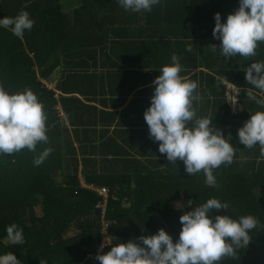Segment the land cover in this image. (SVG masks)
Returning <instances> with one entry per match:
<instances>
[{
	"label": "trees",
	"instance_id": "1",
	"mask_svg": "<svg viewBox=\"0 0 264 264\" xmlns=\"http://www.w3.org/2000/svg\"><path fill=\"white\" fill-rule=\"evenodd\" d=\"M238 7L239 0H162L151 12L132 13L117 0H0V18L27 11L35 20L23 39L0 28V82L9 92L30 88L38 95L47 114L49 136L36 152L25 148L14 155H0V255L13 253L20 264H99L92 256L110 248L101 247L106 223L110 224L107 234L118 238L113 244L155 234L161 228L176 240L183 212L218 198L228 202L230 210L214 209L212 215L251 214L260 223L250 232L248 247L220 264H264V159L243 151L236 129L261 107L248 98L247 91L257 89L246 81L244 70L259 61L264 43L258 45L257 59L222 57L221 41L213 36L215 14L220 12L226 20ZM98 52L117 54L119 60L111 59L109 64L122 69L124 84L128 79L133 86L152 84L159 68L171 63L175 54L183 66L181 76L198 82L197 95L207 98L206 109L215 95L219 118L215 128L229 135L235 149L233 162L214 170L217 187L205 184L203 172L189 176L182 161L169 163L159 153L158 142L150 156L125 159V166L119 159L96 158L98 151L108 156L118 145L101 141L86 123L75 124L88 107L76 93L89 99L86 88L98 93L100 75L85 57ZM63 64L70 67L56 88L73 95L59 97L46 81L54 80L55 70ZM201 67L210 72L189 76ZM226 81L240 88L243 112L232 111L227 102ZM152 88L141 89L139 95H147ZM60 98L71 129L60 116ZM77 106L81 112L72 115L71 109ZM131 138L129 134L125 141L130 143ZM46 148L52 149L50 155L35 166L34 158ZM115 152L122 153L120 148ZM244 152L249 154L247 159ZM82 172L87 185L110 189L106 216L98 209L103 198L84 186ZM12 224L23 229V244L4 245L6 229Z\"/></svg>",
	"mask_w": 264,
	"mask_h": 264
},
{
	"label": "clouds",
	"instance_id": "2",
	"mask_svg": "<svg viewBox=\"0 0 264 264\" xmlns=\"http://www.w3.org/2000/svg\"><path fill=\"white\" fill-rule=\"evenodd\" d=\"M117 2L125 11L139 13L151 12L162 0ZM214 19L213 36L221 41L222 57H253L258 45L264 43V0H239V7L229 13L226 20L220 12ZM34 24L35 20L27 11L0 18V28L20 39ZM187 51L191 52L192 47ZM159 70L160 75L152 82L151 103L144 112L149 136L159 143V153L165 155L169 163L182 161L189 176L203 172L205 184L217 187L214 170L233 162L234 144L227 138L229 135L225 136L213 126V119L197 116L193 102L197 98L198 82L181 76L183 66L177 55L173 54L171 63ZM244 71L246 81L259 90V94H264V61H253ZM247 95L264 109V95L258 98V93L252 89ZM232 102L235 104L236 100ZM238 137L244 147L259 145L260 156L264 157V110L252 112L250 119L238 130ZM48 141L47 114L38 95L30 88L9 92L0 82V155H14L25 148L36 152L38 144ZM51 151L46 148L40 152L34 158V165H41ZM189 205H192L191 200ZM214 209L230 210V204L209 198L190 211H184L176 240L161 228L155 234L113 244V239L118 238L102 231L106 236L101 247L110 248L92 258L99 264H220L223 258H234L238 250L248 247L252 240L250 232L260 223L259 218L251 214L212 215ZM6 232L11 243L25 242L23 229L16 224L9 225ZM0 264H20V261L15 254L8 253L0 255Z\"/></svg>",
	"mask_w": 264,
	"mask_h": 264
},
{
	"label": "crops",
	"instance_id": "3",
	"mask_svg": "<svg viewBox=\"0 0 264 264\" xmlns=\"http://www.w3.org/2000/svg\"><path fill=\"white\" fill-rule=\"evenodd\" d=\"M77 7L79 8V6ZM85 57L91 63V70H93L94 72H98V74L100 75V83L98 86L97 94H95L94 92L91 93L88 88L85 89L86 92L90 94V99L88 96H83L79 93H76V96L84 100V102L88 105V112L83 111L81 113L79 117L80 122L74 118L75 124L82 125L83 123H86V126L89 125V128L92 131H96L99 134L101 141H116L118 145H116L115 148H120L122 151L121 154H118L115 152L114 148L112 151L113 154L109 153L110 155L108 156L103 155L98 151L96 158L108 159L109 161H115L116 159H119V161H121V164L124 165L125 159H130L132 161L134 160V158L145 159L146 156H150L152 148L156 146L157 142H155L149 136V128L144 119V112L151 103V97L153 95L154 88L150 89L147 95H139V91L150 86L152 87L153 84L133 86L132 81L128 79L126 80V84H124L125 75L123 70L119 68H112L109 64L111 59L119 60L117 54L115 53L98 52L96 56L87 55ZM258 57L259 61H264V52L262 50L258 53ZM94 63L96 64L93 65ZM66 67L69 68L70 65H61L58 69L55 70L53 74L55 90L57 91L58 96L60 94H63L64 96H71L72 94L62 93L61 90H57L56 88V84H59L67 73V70L65 69ZM201 70L210 72L209 69L201 67L195 69L189 76L194 73L200 72ZM187 77L188 76H186V78ZM200 90H203L202 84L200 86ZM253 91L257 92L259 96L264 95L259 94V90L253 89ZM210 94L212 93L210 92ZM197 96L199 97L196 98L193 104L194 108L197 111V116L213 119V126H219L216 122L219 118L217 116V113H215V111L218 110L217 107H215V103H217V98L215 97V95H212L210 99L211 103L208 102L209 107H207V109L205 107V101L207 100V98L204 96V94H199ZM59 105L61 106V109L60 107L59 109L61 113L64 114V118H66V123L71 129L72 123L69 119L67 112L65 111V107L61 102V98L59 101ZM79 109H81L80 106H77V110L71 109L72 115L77 111L81 112V110ZM241 110L242 112L244 111L243 107ZM260 110L264 109H261L260 107ZM248 119H250L248 116L243 119L241 124L236 128L237 131L245 124ZM146 132L148 134V138L147 134H144ZM91 134L94 135V132ZM129 134H132V138L130 143H127L125 140L128 138ZM243 151H249V153L252 151L254 154L259 155V159H264V157L260 156L259 145H256L253 148L243 147ZM242 156H244V158L249 157V154L244 152ZM101 165H103L102 162ZM100 168L103 167L100 166ZM102 170L106 171V169L104 168ZM4 245L6 244L4 243Z\"/></svg>",
	"mask_w": 264,
	"mask_h": 264
},
{
	"label": "built area",
	"instance_id": "4",
	"mask_svg": "<svg viewBox=\"0 0 264 264\" xmlns=\"http://www.w3.org/2000/svg\"><path fill=\"white\" fill-rule=\"evenodd\" d=\"M225 86H226L225 87V90H226L225 97L227 99V102L231 106L232 111L239 110L240 107L242 106V100L240 97V88L236 84L228 82V81L225 82ZM235 100H236V103L234 104L232 101H235ZM82 180H83L84 186L97 192L103 198V203L100 204L98 209L102 211L103 217L106 216L107 209H108V201H109L110 194H111L110 189L107 187L97 188L93 185L89 186L87 185L85 178ZM109 226L110 224L106 223L107 229Z\"/></svg>",
	"mask_w": 264,
	"mask_h": 264
},
{
	"label": "rangeland",
	"instance_id": "5",
	"mask_svg": "<svg viewBox=\"0 0 264 264\" xmlns=\"http://www.w3.org/2000/svg\"><path fill=\"white\" fill-rule=\"evenodd\" d=\"M47 82V84H48V86L50 87V88H55V82H54V80H52V81H46ZM59 107H60V109H61V106L59 105ZM237 111V110H236ZM63 119H65V121H66V118H64V114L63 113H61V115H60ZM248 157H245V159H247ZM81 171H83V168H81ZM81 177H82V179H84V176H83V172L81 173ZM104 232H107V227L106 226H104V230H103ZM104 241H105V237H104V239H103V243H104ZM5 244H7V245H9V244H11V242L9 241V240H6L5 242H4ZM102 243V244H103ZM102 250V249H101Z\"/></svg>",
	"mask_w": 264,
	"mask_h": 264
}]
</instances>
